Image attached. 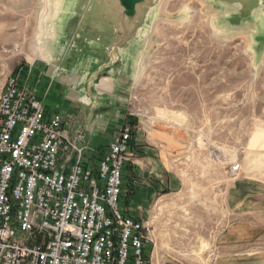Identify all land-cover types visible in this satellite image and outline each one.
Segmentation results:
<instances>
[{
	"label": "rangeland",
	"instance_id": "rangeland-1",
	"mask_svg": "<svg viewBox=\"0 0 264 264\" xmlns=\"http://www.w3.org/2000/svg\"><path fill=\"white\" fill-rule=\"evenodd\" d=\"M68 4L0 0V92L17 69L53 54L70 59L68 49L86 42L55 24L58 14L69 17ZM233 6L164 0L135 36V81L123 121L133 129L135 119L161 125L178 140L183 133L179 173L184 186L195 188L179 225L189 241L173 243L179 255L160 264H211L218 237L236 221L227 188L242 178L264 181V24L262 15L241 17ZM193 232L199 241L191 242Z\"/></svg>",
	"mask_w": 264,
	"mask_h": 264
},
{
	"label": "built area",
	"instance_id": "built-area-1",
	"mask_svg": "<svg viewBox=\"0 0 264 264\" xmlns=\"http://www.w3.org/2000/svg\"><path fill=\"white\" fill-rule=\"evenodd\" d=\"M133 132L125 119L96 162L85 163L87 147L76 145L62 116L8 76L0 92V264H150L152 227L122 205Z\"/></svg>",
	"mask_w": 264,
	"mask_h": 264
},
{
	"label": "crops",
	"instance_id": "crops-1",
	"mask_svg": "<svg viewBox=\"0 0 264 264\" xmlns=\"http://www.w3.org/2000/svg\"><path fill=\"white\" fill-rule=\"evenodd\" d=\"M82 50L84 53L75 59L65 58V53L37 58L17 69V75L47 110L62 116L76 145L87 147L83 162L92 164L115 140L127 114L136 49H125L120 66L107 71L93 86L88 84V75L101 64L100 54L96 48ZM171 135L161 125L135 119L132 158L123 173L126 211L152 227L150 264L179 255L172 244L186 239L179 225L184 220V204L193 203L188 196L194 195L195 188L184 186L179 173L178 154L184 148V135L179 132V140ZM254 181L242 178L227 188L226 206L236 221L218 237V255L215 248L210 253L211 264H264V181ZM188 210L191 226L198 227L194 224L198 215ZM193 235L188 236L191 242L199 241V232Z\"/></svg>",
	"mask_w": 264,
	"mask_h": 264
},
{
	"label": "water",
	"instance_id": "water-1",
	"mask_svg": "<svg viewBox=\"0 0 264 264\" xmlns=\"http://www.w3.org/2000/svg\"><path fill=\"white\" fill-rule=\"evenodd\" d=\"M163 1L61 0L69 3L70 8L72 5L74 7L71 8L69 17L62 13L58 14L55 24L64 29L68 27L75 36L80 34L86 36L84 37L86 42L81 48L71 46L68 49L70 59L79 57L84 53L82 49L86 48H96L100 54L101 64L88 75V84L96 85L100 78L107 76V71L119 67L125 49L130 46L136 49L134 40L140 30L138 26L145 25L152 15H155ZM223 1L234 5L233 7L243 14L241 17L250 18L259 11L264 20V0H253V4H249V0ZM62 34H67V30H62Z\"/></svg>",
	"mask_w": 264,
	"mask_h": 264
},
{
	"label": "bare ground",
	"instance_id": "bare-ground-1",
	"mask_svg": "<svg viewBox=\"0 0 264 264\" xmlns=\"http://www.w3.org/2000/svg\"><path fill=\"white\" fill-rule=\"evenodd\" d=\"M252 4V3H251ZM256 14V13H255ZM255 14H253L252 16H254V17H260L261 16V14H259L258 16L257 15H255ZM251 18V17H250ZM262 22H263V24H264V20H263V18H262ZM263 35H264V31H263ZM264 37V36H263Z\"/></svg>",
	"mask_w": 264,
	"mask_h": 264
}]
</instances>
